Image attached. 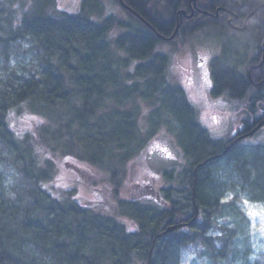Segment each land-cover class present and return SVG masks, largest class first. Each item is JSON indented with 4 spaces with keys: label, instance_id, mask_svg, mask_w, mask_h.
<instances>
[{
    "label": "trees",
    "instance_id": "16d2710c",
    "mask_svg": "<svg viewBox=\"0 0 264 264\" xmlns=\"http://www.w3.org/2000/svg\"><path fill=\"white\" fill-rule=\"evenodd\" d=\"M13 1L0 0V264H179L191 245L205 249L214 264L229 261L236 229L220 227L219 220L241 194L264 203V146H245L242 141L220 158L225 145L198 122L185 89L170 84L168 57L154 51L163 41L160 35L173 34L175 12L188 0H165L166 19L157 16L153 0H124L156 32L131 17L126 25L118 23L128 32L112 44L108 34L115 18L103 23L90 18L93 10L100 11L99 0H83L79 14L60 17L49 13L55 0H36L18 24ZM239 1L247 8L260 6L246 31L184 21L177 38L206 28L233 33L212 60V94L257 101L261 113L243 121V136L264 121V65L252 69L262 59L264 0ZM241 47L252 52L245 74L231 62L241 58ZM20 55L30 60L13 65ZM11 115L30 118L32 125L14 130ZM139 117L146 119L147 128ZM162 130L175 136L186 162L180 172L165 171L160 193L151 185H137L150 195L133 190L132 199L117 202L114 214L107 216L82 206L73 196L75 190H61V199L50 194L46 185L55 177L54 154L87 156L97 167L113 161L109 171L115 179ZM98 159L104 162H94ZM219 160L228 162L239 180L230 201L220 195L212 171ZM171 227L175 229L168 232ZM214 230L221 231L220 237L211 236ZM256 264H264V253Z\"/></svg>",
    "mask_w": 264,
    "mask_h": 264
},
{
    "label": "rangeland",
    "instance_id": "374dc122",
    "mask_svg": "<svg viewBox=\"0 0 264 264\" xmlns=\"http://www.w3.org/2000/svg\"><path fill=\"white\" fill-rule=\"evenodd\" d=\"M35 1H13L11 9L14 12L13 19L17 20V24L20 22L23 12H30L33 9ZM190 1L195 2L196 0ZM151 2L157 16L168 18L169 11H167L168 7L165 4V0H153ZM188 2L189 0L175 12V20L177 17V22L175 21L176 27L180 25L178 31H176V36L173 39H169L172 34L169 38L166 37L168 38L166 40L160 38L163 41L158 42L154 53L168 57L169 68L167 75L170 84L185 89L189 100L196 110L198 122L209 132L212 139L225 145L222 148V150L224 149L223 153L219 155L221 158L233 147L230 146L232 142L230 144L227 142L236 138L241 133L240 131L244 129L243 121L249 118L253 120L255 115L260 113V110L257 108V101L252 102L250 97L236 99L229 95L219 98L213 96L212 60L221 55L223 44L232 40L233 33L224 34L212 28H206L190 37L177 38L182 33L180 29L184 21L195 22L191 21L192 14L189 16L190 7ZM82 3L83 0H55L53 6L49 9V13L53 17H60L65 13L75 16L80 13ZM121 4V0H99L100 11L95 9L91 13L90 18L95 23H103L106 19L112 18L114 20L115 18L116 26L108 34L111 44L118 37L128 32L127 26L119 25L118 23H125L126 25L131 22V17L138 18L135 11L122 7ZM123 4L126 5L125 1ZM140 21L151 32H156L152 27L153 25L147 20L141 19ZM240 45L244 46L242 41H240ZM242 47L241 58L237 59L236 57L231 62L237 64L238 70L245 74L246 69L249 67L247 61L252 59V52L250 49L246 52V48L242 50ZM120 55L127 56L121 53ZM22 60L26 61L23 62ZM28 60H30V57L20 55L16 60H13V65L17 66L18 63L26 64ZM255 109L258 110L256 112L252 111ZM43 120L42 118L35 119L39 123L44 122ZM31 121L32 119L27 117L10 116V124L14 130L22 131L25 127H30L32 125ZM138 121L142 127L144 126L143 128H147L145 118L139 117ZM256 128L254 127L247 135L240 136L242 138L237 137L236 140L240 138L237 143L243 141L242 145L245 146H264V121L257 125ZM67 154H54L55 157L52 162L56 169L54 172L55 177L53 176L52 180L47 182L46 185L48 189L52 190L50 194L53 193L56 198L61 199V190L63 192L75 190L73 196L76 201L82 206L89 207L93 211L106 216L114 214V206L120 200H131L133 190L135 191L134 193L144 195V197L150 195L149 189L144 190L143 188L140 189V187L136 189L137 185L146 184L148 188L151 185L154 191L156 190V192L160 193L161 189L165 188V171L174 168L180 172L182 163L186 162V158L182 149L178 146L175 136L164 130L150 137L137 154L125 163L123 174L122 169H119L120 173L115 179L112 176L113 161L107 160L109 164L103 166L107 168L106 171L102 170L103 167L95 166L87 156L81 159L77 156L69 157ZM102 161L104 162V159H98L94 162L100 164ZM212 171L217 181V189L221 192L220 195H222L224 201L232 200L230 191L239 183L237 176L232 174V166L228 162L219 160L213 165ZM115 181L121 184L119 188H117V184L115 186ZM143 186L145 187V185ZM116 189H119V191H116ZM94 191L102 193L105 197L101 194L95 195ZM150 201L146 200V203L148 204ZM239 211H242L244 216L240 215ZM120 220L126 224H132L125 219ZM219 221L220 227L236 229L232 238L233 244L235 243L233 245L234 253L229 256V261L227 260L221 264H256L260 255L264 253V203L250 202L241 194L234 207L228 205L224 209ZM219 232L221 233V231H211V236L220 237ZM216 243L219 244L218 241ZM178 263L214 264L206 254L205 249L195 245H191L187 250L183 251Z\"/></svg>",
    "mask_w": 264,
    "mask_h": 264
},
{
    "label": "flooded vegetation",
    "instance_id": "af4514ba",
    "mask_svg": "<svg viewBox=\"0 0 264 264\" xmlns=\"http://www.w3.org/2000/svg\"><path fill=\"white\" fill-rule=\"evenodd\" d=\"M233 2L235 5L232 4ZM188 3L190 7L189 16L192 14L191 21H195V23L200 24L201 27H219V28L228 27L236 32H243V30H247L248 27H250L251 23L253 22L252 17L260 9V6L257 7L256 9H252V7L250 8L243 7V5H241V2L239 0H234V1L232 0L230 4L228 3L224 4V2H221L219 0L218 1L196 0L195 2L189 0ZM126 8H130V7L126 5ZM133 15L135 14L133 13ZM136 20L140 21L139 18H136ZM140 22L142 23V21ZM176 22H177V17H176ZM261 49H262L261 52V58H262L264 55V40L261 43ZM257 66L258 65L254 66V68ZM236 137H240V136L237 135Z\"/></svg>",
    "mask_w": 264,
    "mask_h": 264
},
{
    "label": "water",
    "instance_id": "95a60500",
    "mask_svg": "<svg viewBox=\"0 0 264 264\" xmlns=\"http://www.w3.org/2000/svg\"><path fill=\"white\" fill-rule=\"evenodd\" d=\"M121 3H122V5H123V7H126V5L123 4V0H121ZM179 26H180V25H177L175 31H173L174 33H173L172 37L169 38V39H173V38L176 36V31H178ZM161 38L164 39V40L168 39V38H166V37H164V36H161ZM262 58H263V59H262L261 63H260L256 68H260V67L263 65V63H264V55H263ZM249 77H250V80H251V79H252V78H251V71H249ZM261 84H262V83H258V84H255V85H256V86H259V85H261ZM256 130H257V128H256ZM256 130H255V131H256ZM252 133H253V132H252ZM240 138H242V137H240ZM240 138L237 139L236 141L232 142V144H231L230 146H234V145L237 143V141L240 140ZM228 149H229V148H228ZM228 149H227V150H228ZM174 229H175V227H171V228L168 229V232L173 231Z\"/></svg>",
    "mask_w": 264,
    "mask_h": 264
},
{
    "label": "bare ground",
    "instance_id": "6f19581e",
    "mask_svg": "<svg viewBox=\"0 0 264 264\" xmlns=\"http://www.w3.org/2000/svg\"><path fill=\"white\" fill-rule=\"evenodd\" d=\"M130 9V8H129ZM137 17L141 20L144 19L143 17H141L139 14H137ZM161 38V35L159 36Z\"/></svg>",
    "mask_w": 264,
    "mask_h": 264
}]
</instances>
